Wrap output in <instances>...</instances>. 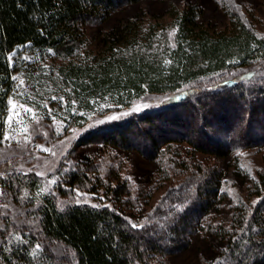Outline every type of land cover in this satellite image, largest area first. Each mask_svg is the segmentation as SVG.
<instances>
[{
	"label": "trees",
	"instance_id": "trees-1",
	"mask_svg": "<svg viewBox=\"0 0 264 264\" xmlns=\"http://www.w3.org/2000/svg\"><path fill=\"white\" fill-rule=\"evenodd\" d=\"M139 1L0 0V141L15 83L8 54L22 46L68 60L64 78L87 97L108 94L128 106L148 95L174 96L81 137L148 153L156 170L142 185L123 178L112 153L75 161L41 198L25 195L38 182L33 172L3 176L1 202L16 209L0 226L4 264H166L162 255L182 251L202 228L223 243L214 264H264V172L248 192L257 204L241 200L226 222L207 221L225 197L223 172L199 158L264 146V36L235 13L229 31H210L191 4L175 14L173 34L149 26L138 36L126 22L101 33L103 49L79 58L87 25ZM257 66L260 75L227 74ZM77 190L94 204L76 202ZM13 235L19 240L8 243Z\"/></svg>",
	"mask_w": 264,
	"mask_h": 264
},
{
	"label": "rangeland",
	"instance_id": "rangeland-1",
	"mask_svg": "<svg viewBox=\"0 0 264 264\" xmlns=\"http://www.w3.org/2000/svg\"><path fill=\"white\" fill-rule=\"evenodd\" d=\"M191 4H196L201 10L198 25L210 31H229L230 14L235 13L254 29L257 36H264V0H141L116 9L104 22L87 25L85 49L82 51L103 49L101 33L126 22L134 23L138 36L149 26H154L157 33L166 28L173 34L176 29L175 14ZM169 39L172 41L170 34ZM170 41L168 46L173 44ZM85 56L83 51L79 58ZM8 60L13 68L12 76L16 79L8 96L3 121L0 180L10 173L24 176L33 172L38 182L32 190L25 189V195L41 198L51 191L55 185L52 181L57 180L59 173L87 156L103 155L107 158L108 153L114 154L115 167L118 166L123 178L134 186L142 185L156 170L155 161L148 157V153L140 154L136 150L128 151L118 147L109 149L98 142L83 141L81 137L95 127L98 121H116L130 113L159 107L171 102L174 96L148 95L123 106L116 97L108 94L87 97L74 81L64 78L62 67L68 60L60 59L52 52L42 54L22 46L10 52ZM258 67L227 71V74L234 72L232 75L239 77L260 75ZM53 97H63V102ZM12 104L16 107L13 108ZM25 108L31 109V112H25ZM9 116H12L11 126L8 123ZM5 135L11 139L5 140ZM42 148L50 151H43ZM199 158H207L206 163L219 166L223 172L221 189L225 197L215 210L205 216L207 221L226 222L237 202L243 200L255 205L253 202L259 200L254 195L248 198V192L254 180H257L258 173L264 172V146L232 150L224 158L207 155H199ZM91 197L77 190L73 198L76 202L94 204ZM1 198L0 226L5 217L14 219L16 213L15 207L1 202ZM19 238L13 235L8 243L17 242ZM221 244L208 230L198 229L189 236V243L182 251L162 255V259L166 264H214ZM58 250L59 253L63 251L62 248ZM0 264L4 263L0 260Z\"/></svg>",
	"mask_w": 264,
	"mask_h": 264
},
{
	"label": "snow or ice",
	"instance_id": "snow-or-ice-1",
	"mask_svg": "<svg viewBox=\"0 0 264 264\" xmlns=\"http://www.w3.org/2000/svg\"><path fill=\"white\" fill-rule=\"evenodd\" d=\"M13 79H16V78L13 77ZM22 83H23V81H21V84H22ZM53 99H60V100L63 102V97H59V98H58V97H53ZM10 103H11V102H10ZM73 103H74V102H73ZM12 107L15 108L16 105H15V104H12ZM20 107H23V106L21 105ZM145 107H147V105H145ZM24 111H25V112H31V109L25 108ZM17 115H19V114L17 113ZM102 122H103V121H98V123H102ZM8 123H9V126H11V123H12V116H9V118H8ZM24 131H27V129H24ZM4 139H5V140H8V139H11V137L8 136V135H5ZM42 150H43V151H50L49 149H46V148H42ZM53 154H54V153H53ZM241 155H242V154H241ZM52 182L55 183V181H52ZM78 195H80V194L78 193ZM77 202H79V201H77ZM256 203H258V201H254V202H253V204H256ZM132 227H137V225H136V224H133ZM140 227H142V225H141ZM241 231H243V229H242ZM39 247H40L39 245L36 246L37 249H38Z\"/></svg>",
	"mask_w": 264,
	"mask_h": 264
}]
</instances>
